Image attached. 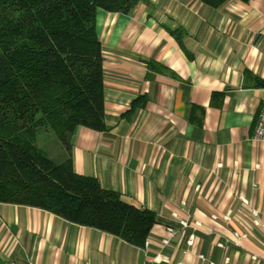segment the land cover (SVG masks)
I'll return each mask as SVG.
<instances>
[{
    "label": "crops",
    "instance_id": "crops-1",
    "mask_svg": "<svg viewBox=\"0 0 264 264\" xmlns=\"http://www.w3.org/2000/svg\"><path fill=\"white\" fill-rule=\"evenodd\" d=\"M95 17L106 129L77 127L72 165L154 212L147 245L0 202V264H264V142L253 139L264 105L254 85L264 80V0H142L128 14Z\"/></svg>",
    "mask_w": 264,
    "mask_h": 264
},
{
    "label": "trees",
    "instance_id": "trees-1",
    "mask_svg": "<svg viewBox=\"0 0 264 264\" xmlns=\"http://www.w3.org/2000/svg\"><path fill=\"white\" fill-rule=\"evenodd\" d=\"M139 1L0 0V202L38 207L142 247L154 212L77 174L71 145L78 126L106 129L96 9L128 14ZM199 1L218 8L228 0ZM254 85L264 80L255 77Z\"/></svg>",
    "mask_w": 264,
    "mask_h": 264
},
{
    "label": "built area",
    "instance_id": "built-area-1",
    "mask_svg": "<svg viewBox=\"0 0 264 264\" xmlns=\"http://www.w3.org/2000/svg\"><path fill=\"white\" fill-rule=\"evenodd\" d=\"M253 139L256 141H261L264 142V105L260 108L259 113H258V117H257V122L254 128V132H253ZM255 214V213H254ZM230 217V212H226L223 216L222 219L225 221H228ZM212 219H216V216L212 215ZM253 224L254 225H258V221L257 220H253ZM180 226L182 227V229L187 230V232L184 234V244L186 245V247L190 248L193 247L196 241V235L195 233L191 230L189 231L188 228L190 227V224L186 221V220H182L180 221ZM234 237H235V243L238 244L239 241V235H237V233H234ZM164 246L169 244V240L163 239L161 242ZM144 245H147V241H145ZM217 246L219 247H224V245L222 243H218ZM252 259L255 258V256H251ZM166 259V257L164 255L161 254H157L154 257V261L155 262H160L162 260ZM198 259L200 260H204L203 256L199 255ZM229 261V256L226 255L224 257V263H228ZM208 264H214L213 262H209Z\"/></svg>",
    "mask_w": 264,
    "mask_h": 264
},
{
    "label": "rangeland",
    "instance_id": "rangeland-1",
    "mask_svg": "<svg viewBox=\"0 0 264 264\" xmlns=\"http://www.w3.org/2000/svg\"><path fill=\"white\" fill-rule=\"evenodd\" d=\"M46 137V136H44ZM42 146H44L48 151H52L53 148V143H51V141L49 142L47 139H41ZM51 148V149H50Z\"/></svg>",
    "mask_w": 264,
    "mask_h": 264
}]
</instances>
